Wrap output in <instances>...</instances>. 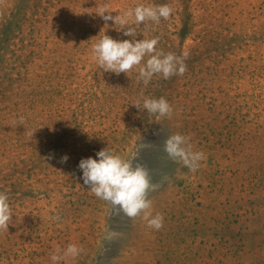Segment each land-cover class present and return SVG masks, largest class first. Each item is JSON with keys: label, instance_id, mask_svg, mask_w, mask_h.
<instances>
[{"label": "rangeland", "instance_id": "rangeland-1", "mask_svg": "<svg viewBox=\"0 0 264 264\" xmlns=\"http://www.w3.org/2000/svg\"><path fill=\"white\" fill-rule=\"evenodd\" d=\"M139 4L173 7L135 39L187 51L183 76L145 86L138 69L98 67L103 34L133 39L98 8L116 16ZM160 97L170 118L142 108ZM177 133L206 155L196 172L164 151ZM140 144L138 162L159 185L149 199L160 230L115 214L78 167ZM0 192L13 215L0 264H53L69 244L84 251L59 264H264V0H0Z\"/></svg>", "mask_w": 264, "mask_h": 264}, {"label": "clouds", "instance_id": "clouds-1", "mask_svg": "<svg viewBox=\"0 0 264 264\" xmlns=\"http://www.w3.org/2000/svg\"><path fill=\"white\" fill-rule=\"evenodd\" d=\"M173 12V7L167 4H139L121 15L112 16L107 6L99 7L96 12L98 16L105 22L112 21L117 26V31L125 29L127 25L123 35L133 39L117 41L103 34L92 46L98 67L117 75L138 69L139 80L145 86L154 75H160L165 80L173 76H183L187 71L186 60L189 57L187 51L177 56L171 52L164 53L158 50V37L135 39L141 24L144 25L146 22L159 24L161 18L170 19ZM145 57H148L146 61ZM133 106L141 110L140 100H137ZM142 108L157 118H170L173 114L172 106L164 97L144 98ZM189 140V137L179 133L172 134L164 142V151L174 162L182 164L191 172H196L201 167V161L206 159V155L200 151H193ZM147 146L149 144H140L128 158L105 148L96 153L97 159L82 158L78 167L82 170L83 184L88 186L96 197L110 204L115 214L123 213L130 219L142 216L149 228L160 230L163 227L164 217L161 213L153 216V202L149 199V194L157 190L159 185L152 183L149 169L138 162L140 151ZM67 159L68 157L64 156L61 162L64 163ZM12 217L8 195L6 192H0V231L8 232ZM110 236L111 234L108 238ZM83 251L82 247L69 244L64 250L57 247L50 259L53 264H59L62 260L76 259Z\"/></svg>", "mask_w": 264, "mask_h": 264}]
</instances>
